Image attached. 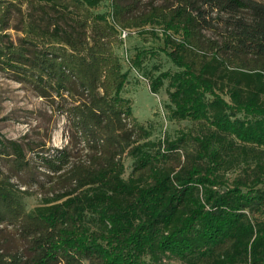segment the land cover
<instances>
[{"label":"trees","instance_id":"16d2710c","mask_svg":"<svg viewBox=\"0 0 264 264\" xmlns=\"http://www.w3.org/2000/svg\"><path fill=\"white\" fill-rule=\"evenodd\" d=\"M101 1L0 0V70L69 130L52 151L0 132V264H264V0ZM148 23L175 65L149 89L197 133L150 137L123 94L116 25Z\"/></svg>","mask_w":264,"mask_h":264},{"label":"rangeland","instance_id":"374dc122","mask_svg":"<svg viewBox=\"0 0 264 264\" xmlns=\"http://www.w3.org/2000/svg\"><path fill=\"white\" fill-rule=\"evenodd\" d=\"M177 0H137L136 10L148 9L152 4H170ZM109 6L108 0H102L97 10H106ZM151 23L144 26H134L136 32L126 41H120L115 45L117 54L121 57L123 68L127 70L128 79L123 94L132 99L133 113L138 120L146 126L150 125L151 135L155 138L168 134L175 136L180 131H188L192 134L201 129V125L190 119L175 120L169 116L167 107L168 96L165 91V84L157 92L149 89V75L157 73V68H175L168 56L161 50L163 39L151 32ZM11 35L15 38L19 33L10 29ZM138 50H143L144 55L140 66H135L130 61L129 55L133 56ZM128 54L129 61L124 60L123 54ZM0 132L9 138L18 139L21 142L41 143L52 151L54 147H61L67 144L69 138L68 124L64 116L38 96L27 84L10 77L0 70ZM69 145L73 150L80 152L82 144L78 138L72 137ZM45 149V150H48ZM33 155L32 151L27 153ZM122 159L126 165L125 173L131 169L132 158L123 154ZM242 172V165H236L228 169L225 175L232 178ZM15 180V178H12ZM43 192L33 190L32 193L24 196L26 207L32 208L39 203ZM3 224L0 223V226ZM11 229V226H8ZM10 235L7 246L15 248L17 241ZM168 264H179L177 260H170Z\"/></svg>","mask_w":264,"mask_h":264},{"label":"built area","instance_id":"2783aa9c","mask_svg":"<svg viewBox=\"0 0 264 264\" xmlns=\"http://www.w3.org/2000/svg\"><path fill=\"white\" fill-rule=\"evenodd\" d=\"M117 29H118V33H119V38L122 41H126L127 38H129L132 34H134L137 30L136 27L134 26H121V25H116ZM124 60L129 61L128 58V54L125 51V53L123 54Z\"/></svg>","mask_w":264,"mask_h":264}]
</instances>
